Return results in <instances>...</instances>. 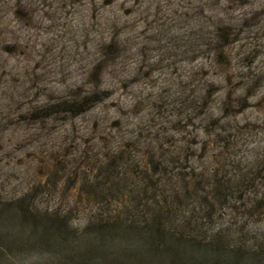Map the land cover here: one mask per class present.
I'll return each mask as SVG.
<instances>
[{
    "label": "rangeland",
    "instance_id": "374dc122",
    "mask_svg": "<svg viewBox=\"0 0 264 264\" xmlns=\"http://www.w3.org/2000/svg\"><path fill=\"white\" fill-rule=\"evenodd\" d=\"M161 218L264 252V0H0L3 261Z\"/></svg>",
    "mask_w": 264,
    "mask_h": 264
},
{
    "label": "trees",
    "instance_id": "16d2710c",
    "mask_svg": "<svg viewBox=\"0 0 264 264\" xmlns=\"http://www.w3.org/2000/svg\"><path fill=\"white\" fill-rule=\"evenodd\" d=\"M215 193L218 194L217 201L221 200L218 189ZM51 221L45 223L50 233H31L37 240L59 242L62 252L58 264H264L261 248L245 255L231 249L217 237L193 239L188 235L187 226L172 231L162 218L141 227L121 220H96L93 229L82 234V244L75 242L68 246L64 243L66 237L63 232L60 238L56 235L57 240L54 239L63 223ZM69 238L75 241L72 236ZM52 245L55 248L56 245ZM7 251L8 248L1 251L0 264H9L3 261L4 257L10 256L5 253Z\"/></svg>",
    "mask_w": 264,
    "mask_h": 264
}]
</instances>
